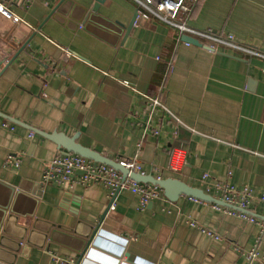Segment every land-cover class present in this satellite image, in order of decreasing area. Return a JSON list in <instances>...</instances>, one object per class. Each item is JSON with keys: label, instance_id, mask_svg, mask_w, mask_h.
I'll return each mask as SVG.
<instances>
[{"label": "crops", "instance_id": "0c3cea01", "mask_svg": "<svg viewBox=\"0 0 264 264\" xmlns=\"http://www.w3.org/2000/svg\"><path fill=\"white\" fill-rule=\"evenodd\" d=\"M61 1L0 0L23 19L0 13V112L48 133H79V143L102 155L137 156L146 174L213 196L217 183L248 187L251 213L264 217V0H196L187 17L190 28L232 35L253 52L210 49L206 38L180 32L135 0H104L97 12L95 0H65L53 12ZM145 95L166 109L150 107ZM4 120L0 264H51L55 255H76L82 264H264L258 224L187 195L141 210L139 196L121 190L101 219L109 189L43 185L44 169L61 150ZM172 151L178 171L168 168ZM9 154L22 157L19 167L5 166ZM5 206L19 218L9 219ZM98 225L86 248L85 236ZM256 243L261 258L250 262L237 247L249 251Z\"/></svg>", "mask_w": 264, "mask_h": 264}, {"label": "built area", "instance_id": "2783aa9c", "mask_svg": "<svg viewBox=\"0 0 264 264\" xmlns=\"http://www.w3.org/2000/svg\"><path fill=\"white\" fill-rule=\"evenodd\" d=\"M146 12L158 17L159 19L179 28L180 32L191 33L192 35L201 36L207 39V47L216 50L220 45L235 47L247 52H253L250 48L237 44L232 35L217 36L212 31H200L190 28L187 25V17L191 10V4L196 0H135ZM0 13L5 17L11 18L14 21H23V19L14 14L5 4L0 2ZM35 29V28H34ZM70 53L68 52V55ZM147 103L150 107H162L166 109L164 103L157 97L145 95ZM4 126H11L7 120L3 121ZM158 133V131H156ZM34 132L30 133L33 136ZM123 165H125L130 171L146 174L142 170V166L139 163L137 156L132 158L118 157L114 159ZM22 162L21 156H15L12 154L7 155L5 158V166L7 167H19ZM179 158L175 157V151L171 152V158L168 168L172 171H178L180 167ZM208 177L207 174L204 178ZM161 178V177H157ZM93 183H102L109 189L110 199L114 196L117 190H128L139 196V208L144 210L147 206L159 199L165 198L163 189L152 183L137 182L130 178L128 175L126 178L123 174L114 167L96 162L92 159L86 158L75 152L58 153L48 163L44 169L42 176V184H55L60 187L73 186L74 184H80L82 186H89ZM216 188L219 191V195L214 196L217 199L223 200L230 206H235L238 209L232 207H225L216 203H212L214 208L223 209L230 214L240 216L251 222L258 224L261 231H264V217H258L251 213V203L253 200L252 190L248 187L243 189H237L230 184L217 183ZM194 201H202L197 198L191 197ZM259 200L264 202V195L259 197ZM113 208V204L111 206ZM189 224L192 227H197L209 236H213L215 239H221L219 234L200 226L195 220H189ZM239 251L244 253L248 260H258L261 258L258 251V243H256L249 251H244L240 247H237ZM51 264H82L81 260L76 255H70L68 257H61L55 255Z\"/></svg>", "mask_w": 264, "mask_h": 264}, {"label": "water", "instance_id": "95a60500", "mask_svg": "<svg viewBox=\"0 0 264 264\" xmlns=\"http://www.w3.org/2000/svg\"><path fill=\"white\" fill-rule=\"evenodd\" d=\"M64 1L65 0H62L59 3V5H57V7L54 9L53 12H55ZM102 2H104V0H95L94 5L91 8V11L97 12L100 4ZM137 16H138V11L133 16L130 24L126 27L127 34H129L130 30L133 28L134 23L137 19ZM88 18L89 17L86 16L84 18V20L86 21ZM76 24L78 25V23H76ZM182 40L185 41L186 43L202 46V43L199 41L198 38L190 36L188 34H184L182 36ZM0 117L6 119L8 121H11L13 123L25 126L28 129H30L32 132H36V133L42 135L43 137H45L46 139H49L50 141L56 143L58 148L61 150L60 153L75 152V153H78V154H80L86 158L92 159L96 162L105 163V164H108V165L114 167L115 169L119 170L123 174L124 178H126L129 175L131 179H133L137 182L152 183V184L158 185L163 189L165 197H167L170 201H176V200H178V198L180 196L187 195V196L194 197V198H197V199L205 201V202L216 203V204H219V205H222L225 207H232V208L238 209L237 207L230 206L226 202H224L223 200L217 199L213 195L206 193L203 189L193 187V186L187 184L186 182H184L178 178H173V177L157 178L152 174H142L139 172L130 171L122 163H120V162H118V161H116L110 157H107L105 155H102L100 152L93 150V149L86 147V146L82 145L81 143H79L77 141L79 133H77L73 136H69L65 133L58 132V131H53L51 133H48V132L36 129L30 125H26L23 122L19 121L18 119H15V118H13L7 114H4L2 112H0ZM119 191L120 190H117L115 192L114 196L110 199V201L107 205V208H106L104 214L102 215L101 219H103L104 216L107 214V212L110 210V208H111L113 202L115 201V198L117 197ZM8 208H10V207L9 206L3 207V209L6 211V213H7ZM10 210L11 211L8 214L9 219L13 218V219L17 220L19 218L18 215L13 211V209L10 208ZM98 228H99V225L96 228L93 227L91 230V233L85 236L86 248L92 243L94 236L98 231ZM24 230L26 231L27 227H24ZM24 238H25L24 236L19 237V241L17 242V246L22 245V241L24 240Z\"/></svg>", "mask_w": 264, "mask_h": 264}]
</instances>
